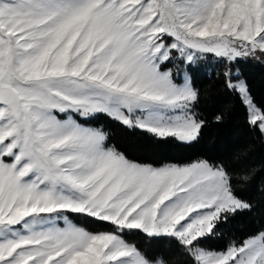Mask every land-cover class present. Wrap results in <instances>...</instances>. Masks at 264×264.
<instances>
[{"label":"snow or ice","instance_id":"1","mask_svg":"<svg viewBox=\"0 0 264 264\" xmlns=\"http://www.w3.org/2000/svg\"><path fill=\"white\" fill-rule=\"evenodd\" d=\"M250 61L264 64V0H0V264H169L135 237L167 239L172 264H264V223L203 247L253 210L264 160L129 150L191 147L231 122L233 109L201 107L193 75L209 62L241 106L248 156L264 149Z\"/></svg>","mask_w":264,"mask_h":264},{"label":"trees","instance_id":"2","mask_svg":"<svg viewBox=\"0 0 264 264\" xmlns=\"http://www.w3.org/2000/svg\"><path fill=\"white\" fill-rule=\"evenodd\" d=\"M240 67L253 97L257 102H264V64L250 61L247 64L240 65ZM214 68L215 66L209 62L202 71L194 73L193 85L200 91L202 108L233 109L231 122H226L224 127L210 126L205 128L199 143L191 147L181 146L174 141H170L166 144L151 145L147 148H130L129 150L133 156L147 162L187 163L204 156L227 153L234 164L238 162L237 157L244 158L247 156L248 162L259 168L260 162L264 160V149H258L252 152L251 156H248L251 138L244 135L243 129L239 127L241 106L234 96L224 94L223 89L217 82ZM113 139L124 146L143 144V141L139 138L123 136L119 130L113 132ZM262 183H264V177L257 178L246 193L245 198L252 202L253 210L248 214L238 215L229 224L222 226L217 237L204 243V248L219 251L230 239H240L264 223ZM233 185L236 186L235 179ZM94 230L101 231L105 229L96 228ZM133 242L141 251L149 253L153 258L159 256L169 264L180 259L176 255L174 246L167 239L150 241L142 237H135Z\"/></svg>","mask_w":264,"mask_h":264},{"label":"rangeland","instance_id":"3","mask_svg":"<svg viewBox=\"0 0 264 264\" xmlns=\"http://www.w3.org/2000/svg\"><path fill=\"white\" fill-rule=\"evenodd\" d=\"M194 161H196V160H194ZM194 161H191V162H194ZM187 163H190V162H187ZM187 163H180V164H187ZM95 231H97V230H95ZM101 231H104V230H101ZM157 257H159V256H157ZM159 258H161V257H159Z\"/></svg>","mask_w":264,"mask_h":264}]
</instances>
